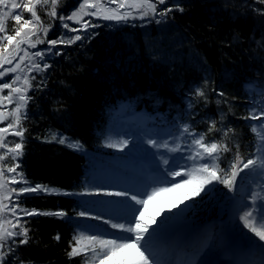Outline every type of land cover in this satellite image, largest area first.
<instances>
[{
	"label": "trees",
	"instance_id": "16d2710c",
	"mask_svg": "<svg viewBox=\"0 0 264 264\" xmlns=\"http://www.w3.org/2000/svg\"><path fill=\"white\" fill-rule=\"evenodd\" d=\"M177 2L186 5L185 12H174L159 25L142 20L127 24L96 21L99 27L89 30V38L57 46L63 55L47 59L52 65L42 74L47 87L30 92L34 99L24 121L28 132L21 159L30 182L56 188L60 194H30L24 206L40 211L64 210L68 218L25 217L30 242L20 246L16 258L10 256L7 264H19L20 259L25 264H83L84 257L67 255L80 222L75 196L82 190V167L94 159L108 110L117 101L135 99L153 116L161 113L169 124L180 120V126L188 124L197 132L207 130V120H219L224 115L223 125L235 128L236 137L229 142L233 151L222 154L220 167L230 166L236 144L242 156L255 159L254 121L241 117L251 107L264 108V18L252 11L264 9V5L256 0H169L170 4ZM78 3L58 0L57 7L67 15ZM50 8L37 9L45 25L50 21L46 15ZM6 23L11 27L14 21ZM55 24L48 39L66 31L58 20ZM47 47L37 45L38 49ZM6 79H11V74ZM206 80L207 105L193 96L195 88L204 87ZM246 83L252 85L249 92L244 89ZM221 91L229 103L217 105L220 97L216 93ZM53 132L78 140L82 150L46 141ZM215 138L219 139V134ZM8 139L19 141L17 137ZM223 194L222 186L218 187L212 195L201 198L197 209L202 215L212 214ZM57 233L59 241L54 239Z\"/></svg>",
	"mask_w": 264,
	"mask_h": 264
},
{
	"label": "snow or ice",
	"instance_id": "6c2138e0",
	"mask_svg": "<svg viewBox=\"0 0 264 264\" xmlns=\"http://www.w3.org/2000/svg\"><path fill=\"white\" fill-rule=\"evenodd\" d=\"M259 5H264V0H256ZM51 6L46 15L50 21L45 25L38 12ZM58 0H0V264H7L11 256L16 258V253L20 246L30 242L29 221L25 217L34 216H54L57 218H68V213L64 210L40 211L29 209L24 206V200L30 194H60L58 189L48 185L33 184L27 178L23 167L22 157L25 154L26 134L28 129L24 127V121L29 118V105L34 97L30 92L43 91L47 87L46 80L42 74L46 73L52 65L47 62L51 56L63 55V49L57 46H70L77 41H83L91 36L89 29L99 27L94 23V19L114 21L117 24L129 23L130 20H142L155 22L157 25L172 18L174 12L184 13L186 5L179 2L169 3V0H79L78 7L65 15L58 10ZM114 5V6H113ZM253 12L264 18V9L253 8ZM25 13L30 14L29 17ZM89 17V19H85ZM9 19L14 24L9 27L6 23ZM60 22V27L65 29L56 38L48 39L50 31L55 27L56 21ZM68 21H72L79 27L71 26ZM261 28L264 29V19L261 20ZM43 33V37L40 33ZM84 33L81 35L79 33ZM74 33V35H68ZM47 44L48 47L38 49L37 45ZM35 50V51H33ZM11 74V79L6 77ZM207 80L204 87H197L193 96L208 102L206 92ZM5 90L6 94H5ZM215 91V90H213ZM264 94V87L261 88ZM220 97L217 105L229 103L227 94L217 92ZM9 105H14L9 108ZM191 106V101H190ZM231 111V108H229ZM224 115L219 120L209 119L206 121V131H195L188 124L183 125L181 135L190 138L188 145L192 149L187 159L191 160L194 167L179 170V166L169 168L167 175L180 177V182H173L167 188H154L149 193L137 194L132 190H122L109 192L107 195L121 197L118 203L133 201L130 203L131 212L123 211L119 217L123 222H113V218L104 219L98 214L94 217L97 221H102L115 232H101L100 234L85 235L83 232L74 234L69 241V258L81 256L85 259L83 264H91L96 261L99 264H158L155 253L149 247V240L155 234V230L150 225L143 222L144 210L135 205L147 206L159 192L174 191L176 188L187 184H193L192 196H199L201 192L207 191V185L214 181L223 184L229 190H233L237 184V178L245 170H255L257 167L264 169V108L257 110L251 107L246 116L241 117L245 121H255L251 124V131L259 137L257 151L260 153L259 164L257 159L245 158L241 155L240 145H235L234 159L230 166L225 169L220 167L223 153L233 151L230 141L236 137L235 128L224 126ZM219 134V139H216ZM19 138L18 142L8 139V137ZM36 139H40L39 136ZM60 145H66L73 150H82L83 145L78 141H71L68 137L53 132L50 140ZM148 144L156 149H167L177 152L180 148L169 147L168 143H159L149 139ZM127 141H120L119 145L109 144L108 147H123ZM182 159L185 157H181ZM164 165L169 164V160L163 161ZM218 173H221L218 175ZM184 177H187L185 179ZM242 179V177H241ZM71 195V193H63ZM259 193L253 192L252 198L255 201ZM138 196H146L139 199ZM191 196L185 195V199ZM108 203V202H101ZM259 212L254 209L243 211L240 220L249 232L253 233L261 244L258 246L264 249V204L257 205ZM78 216L86 215L85 212L77 213ZM152 223H156L155 217H149ZM151 230V231H150ZM117 233H126L119 235ZM55 240L59 241L60 235L56 234ZM255 244V241H250ZM202 251V249H201ZM199 252L191 257V264H196ZM19 264H25L23 259ZM201 264H207L201 261Z\"/></svg>",
	"mask_w": 264,
	"mask_h": 264
},
{
	"label": "rangeland",
	"instance_id": "374dc122",
	"mask_svg": "<svg viewBox=\"0 0 264 264\" xmlns=\"http://www.w3.org/2000/svg\"><path fill=\"white\" fill-rule=\"evenodd\" d=\"M85 19H89V17H85ZM136 20L139 21V19ZM96 21L117 24L114 21L93 20L94 23ZM75 26L79 27L77 24ZM249 86L245 85V88L248 89ZM116 111L110 113L105 129L101 133V142L94 154L97 160L87 162L83 167L82 190L75 200L78 207L81 208L79 212H85L86 215L81 216L75 234L83 232L85 235H90L105 231L115 232L116 230L111 229L102 221H97L94 217L101 214L104 219L111 217L113 222H123L119 219L123 211L131 212L129 205L134 203L133 201L118 203L123 198L110 196L107 193L132 190L137 194L141 192L150 194L154 188H167L173 182H180V177L167 175L169 168L175 170V166H179V170H183L194 167L193 162L186 158L192 150L188 147L191 140L186 135H181L182 128L172 131V125H156L162 121L154 122L155 116L143 109H133L129 112L119 109ZM149 139L159 143L166 141L170 148L178 146L180 151L172 152L163 148H153L147 142ZM120 141H127V144L123 147H108L109 144L119 145ZM259 157L260 153L258 152L255 156L258 164ZM165 159L169 160L168 165H164ZM146 175L152 179H145ZM184 178L187 179V177ZM194 186V183L187 184L174 191L159 192L152 200L148 201L146 207L135 205L137 208H143L145 213L143 222L155 230V234L149 242L162 233H189L198 237L200 233L205 232L209 233L211 239L216 237L213 242L215 243L216 256L222 249H228L232 244H235L240 247L251 246L252 249H255L254 254L257 260H263L264 249L258 246L262 242L244 227L240 215L249 209L259 212L257 205L264 204V169L257 167L255 170H245L237 178V184L233 190L224 188L223 184L214 181L206 186L207 191L201 192L199 196H192ZM221 186L222 190L224 189L223 200L217 203L212 214L202 215L197 209L201 198L212 195L215 189ZM253 192L260 194L255 201L252 198ZM186 194L191 198L185 199ZM138 198L145 199L146 196H138ZM102 201L108 203H101ZM149 217H155L156 223H152ZM117 234L127 235L126 233ZM250 241H255V244ZM88 260L91 264L90 257ZM95 264H99V262L96 261Z\"/></svg>",
	"mask_w": 264,
	"mask_h": 264
},
{
	"label": "bare ground",
	"instance_id": "6f19581e",
	"mask_svg": "<svg viewBox=\"0 0 264 264\" xmlns=\"http://www.w3.org/2000/svg\"><path fill=\"white\" fill-rule=\"evenodd\" d=\"M190 238H193V236H190ZM202 255V254H201Z\"/></svg>",
	"mask_w": 264,
	"mask_h": 264
}]
</instances>
